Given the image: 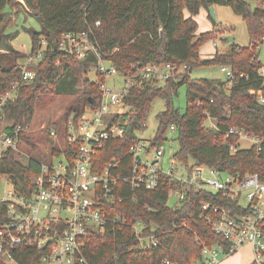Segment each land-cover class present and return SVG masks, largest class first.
Wrapping results in <instances>:
<instances>
[{"label": "trees", "instance_id": "16d2710c", "mask_svg": "<svg viewBox=\"0 0 264 264\" xmlns=\"http://www.w3.org/2000/svg\"><path fill=\"white\" fill-rule=\"evenodd\" d=\"M213 5L228 6L242 17L248 44L233 42L224 51L216 49L211 58H201V46L215 39L217 32L214 24L211 31L197 34L194 16L205 8L211 18L209 7ZM20 11L33 16L40 25L38 31L25 29L31 39L30 52L43 50L41 59L32 67L35 77L28 84L20 82L17 70L26 54L16 51L10 43L16 33L10 35L5 31ZM96 21H99L98 26L94 25ZM86 31L93 32L107 60L120 72H131L132 67L142 68L148 64L169 63L181 68L179 73L162 82V86L160 82H143L139 87L130 88L125 101L132 111L125 136L107 142L96 153L100 167L114 157L124 163L128 161V148L136 141L134 132L145 127L151 103L162 98L166 108L157 115L153 145L167 140L169 128L174 126L173 133L178 140L175 157L184 165H205L226 175L257 173L264 180V144L260 148L252 145L231 153L228 146L235 143L236 138L226 137L230 128L242 129L250 136L264 134V102L258 100L259 93L264 97V79L258 73L262 66L258 48L264 40V0H0V50L5 51L0 52V96L13 92L12 98L4 103L1 123L6 124L7 130L17 125L23 128L19 145L26 143L35 149V143L25 135V130L45 94L72 98L59 124H52L59 133L70 111L82 110L89 96L95 99L94 105L97 103L98 83L106 78L92 71L94 56L79 59L58 48L65 33ZM207 65L227 67L233 78L189 76L194 68ZM91 72L94 80L88 77ZM181 86H185L186 100L182 112L172 100ZM208 116L216 128L206 127ZM46 140L48 145L52 143L48 130ZM41 160L30 157L22 162L17 150L3 149L0 181L2 175H8L17 192H28ZM174 187L172 182L164 181L154 192L141 193L142 204L128 201L113 206L115 211L128 216L129 222L143 219L147 232L152 229L157 237L156 247L136 248V238L129 225L110 229L103 235L92 233L86 238L84 249L89 264H159L164 258L179 263L198 262L199 241L205 245L224 243L200 217L201 203L237 214L248 211L227 197L198 192L192 187H185V199L179 206H170L167 193ZM145 205L155 210L147 211ZM6 219V208L0 202V224ZM260 228L264 233V221ZM12 253L18 264H45L41 252L34 247L16 245Z\"/></svg>", "mask_w": 264, "mask_h": 264}, {"label": "built area", "instance_id": "2783aa9c", "mask_svg": "<svg viewBox=\"0 0 264 264\" xmlns=\"http://www.w3.org/2000/svg\"><path fill=\"white\" fill-rule=\"evenodd\" d=\"M94 25L98 26L99 21ZM58 48L79 59L93 55L92 71L105 78L119 75L122 86L112 88L106 80L100 81L95 105V99L89 96L92 103L67 114L61 133L56 127L48 129L52 143L40 161L39 172L28 192H17L11 177L2 175L4 186L0 202L6 208L7 219L0 224V264H18L12 250L20 244L39 250L45 264H89L84 255L86 238L92 233L103 235L126 225L133 231L136 248L156 247L157 237L152 229L147 232L143 219L129 222L128 216L115 211L113 206L128 201L139 204L142 192H154L164 181L175 185L167 193L170 206H179L185 199V187H192L198 192L220 194L248 211L237 214L201 203L200 217L224 243L205 245L199 241L198 262L179 263L164 258L159 264H216L221 256L234 254L245 244L252 246L253 264H263L264 233L260 224L264 221V180L257 173L226 175L205 165H184L176 159V150L170 144L174 126L169 128L168 139L157 145H153L152 140L138 138V132H134L136 141L129 146L125 163L114 157L100 167L96 160V153L107 142L125 136L132 111L125 101L130 88L139 87L143 82H164L181 68L169 63L148 64L142 68L132 67L131 72H120L107 60L92 31L65 33ZM25 54L17 70L20 82L28 84L35 77L32 67L41 59L43 50ZM221 71L226 78H233L229 68L221 67ZM258 73L264 79V65ZM12 96L13 92L0 96V143L3 149L18 150L19 133L23 128L17 125L7 130L6 124L1 123L4 103ZM258 100L264 102L260 93ZM205 125L216 128L209 116ZM229 136L236 138V142L228 146L231 153L240 148L242 139L258 148L264 144V134L250 136L238 128H230L226 132V137ZM170 197H174L172 204ZM145 209L155 210L149 205H145Z\"/></svg>", "mask_w": 264, "mask_h": 264}, {"label": "rangeland", "instance_id": "374dc122", "mask_svg": "<svg viewBox=\"0 0 264 264\" xmlns=\"http://www.w3.org/2000/svg\"><path fill=\"white\" fill-rule=\"evenodd\" d=\"M218 14L215 16V19L208 16V21L213 26L215 24L216 37L213 40L207 41L200 48L202 54L207 51H211L214 48V51L218 49L219 51L226 50L229 45L233 42L238 45H247L248 44V35L246 30L245 22L242 17L235 14L232 9L228 6L219 5ZM198 15V14H197ZM196 17V16H195ZM195 20V19H194ZM196 21V20H195ZM197 23V22H196ZM202 27L201 23L197 24L198 30ZM34 29L40 30V25L37 20L30 15L20 11L17 16H14L11 23L6 28V32L10 35L16 33V37L11 39L10 42L13 48L19 52H29L31 48V39L29 34L25 29ZM211 29V30H212ZM206 30L203 32L211 31ZM218 38V40H216ZM215 41V42H214ZM214 44L217 47H214ZM259 59L264 65V40L258 48ZM202 58V57H201ZM189 76L191 78H212L226 80V75L221 71L220 65H207L199 68H194ZM89 79L94 80L95 76L93 73L88 74ZM106 84L112 88H118L122 86V78L119 75L106 78ZM163 83L160 82V86ZM71 97L69 96H59L51 93H47L41 98V102L37 105L34 112L32 122L29 124L28 128L25 130V135L29 136L32 139V142L35 143V149L32 150L30 146L26 143H21L19 149V159L22 162H26L30 157L35 159H43L45 153L48 151V142L46 140V132L49 128L55 127L52 125L54 122L58 123L62 120V116L66 111L68 105L71 102ZM173 104L176 108L182 112L186 106L185 100V86H181L178 89L177 95L173 96ZM166 108V103L162 98L155 99L151 105L148 116L146 118L145 127L137 133V137L144 140H152L158 128L157 115L164 111ZM173 139L170 144H172L174 150L178 149V140L177 134H171ZM251 142L245 139L240 141V148H249ZM3 150V147L0 143V155ZM4 183L0 181V191L3 190ZM169 203H174V197H170ZM225 257L221 256L219 262H221Z\"/></svg>", "mask_w": 264, "mask_h": 264}, {"label": "crops", "instance_id": "0c3cea01", "mask_svg": "<svg viewBox=\"0 0 264 264\" xmlns=\"http://www.w3.org/2000/svg\"><path fill=\"white\" fill-rule=\"evenodd\" d=\"M219 7H220L219 5H213L214 11H215V16H217L216 14H218L217 12H218ZM184 14H185V16H188V13L186 11L184 12ZM207 18H208V11L205 8H201L199 10L198 15H196V17L194 16V19L196 20L197 24L198 23L202 24V27H200V30H198V28H197V31H196L197 34L203 32V31L212 29L211 28L212 25L210 24V22L208 21ZM215 46L216 45L214 44V47ZM0 52H5V51L0 50ZM214 53H215L214 48L211 51H207L204 54H202L199 50L200 57H202V58H211L214 55ZM258 60L260 61L259 54H258ZM224 257L225 258L221 262H218L216 264H253V249H252V246L250 244H245L234 254L227 255Z\"/></svg>", "mask_w": 264, "mask_h": 264}, {"label": "water", "instance_id": "95a60500", "mask_svg": "<svg viewBox=\"0 0 264 264\" xmlns=\"http://www.w3.org/2000/svg\"><path fill=\"white\" fill-rule=\"evenodd\" d=\"M209 11H210V14H211L212 18L215 19V11H214L213 6H210L209 7ZM88 102L89 103H92V99L91 98H88Z\"/></svg>", "mask_w": 264, "mask_h": 264}]
</instances>
